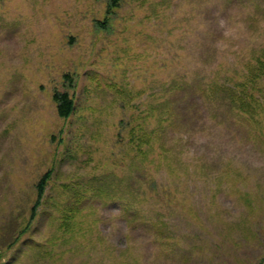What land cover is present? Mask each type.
Returning <instances> with one entry per match:
<instances>
[{
    "label": "rangeland",
    "instance_id": "374dc122",
    "mask_svg": "<svg viewBox=\"0 0 264 264\" xmlns=\"http://www.w3.org/2000/svg\"><path fill=\"white\" fill-rule=\"evenodd\" d=\"M262 56L264 0H0V264H264V115L203 96Z\"/></svg>",
    "mask_w": 264,
    "mask_h": 264
},
{
    "label": "trees",
    "instance_id": "16d2710c",
    "mask_svg": "<svg viewBox=\"0 0 264 264\" xmlns=\"http://www.w3.org/2000/svg\"><path fill=\"white\" fill-rule=\"evenodd\" d=\"M115 6V5H114ZM250 64V63H249ZM245 65L246 74L243 75L241 80L236 81L233 84L219 83L215 86L210 87L209 98L207 96V91L203 92L204 103L208 102V106L213 104V102L218 101L219 108L221 107L227 113L231 115H244L248 122L257 125L255 117L259 114L264 115V85H259L258 81L262 76H264V56L256 58L255 65ZM53 102L56 104V111L60 118H67L72 109L73 102L67 92H55L52 96ZM171 115H173L171 113ZM168 120H173L168 116ZM251 123H239L241 125H246L248 128L253 126ZM152 132H144L142 136H138L137 147L141 143L148 142L150 134ZM133 138V137H132ZM146 140V141H145ZM132 141V140H131ZM139 150V149H137ZM166 151H164L165 153ZM141 156H145L147 152L139 151ZM48 178V173H46L37 184V194L38 200L42 196L44 187ZM134 215H131L133 218Z\"/></svg>",
    "mask_w": 264,
    "mask_h": 264
}]
</instances>
